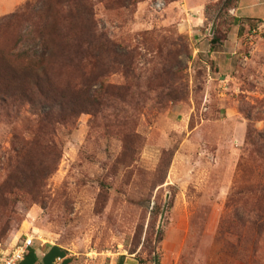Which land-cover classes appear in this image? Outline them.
Returning a JSON list of instances; mask_svg holds the SVG:
<instances>
[{
  "label": "rangeland",
  "instance_id": "obj_1",
  "mask_svg": "<svg viewBox=\"0 0 264 264\" xmlns=\"http://www.w3.org/2000/svg\"><path fill=\"white\" fill-rule=\"evenodd\" d=\"M27 1L0 0V83L42 30L57 94L100 103L71 114L30 86L0 100V249L34 236L74 264H264V195L242 189L243 164L264 169V0H39L11 17Z\"/></svg>",
  "mask_w": 264,
  "mask_h": 264
},
{
  "label": "trees",
  "instance_id": "obj_2",
  "mask_svg": "<svg viewBox=\"0 0 264 264\" xmlns=\"http://www.w3.org/2000/svg\"><path fill=\"white\" fill-rule=\"evenodd\" d=\"M39 0H29L25 3V5L17 12L12 13L11 17L19 16L23 14L25 10L31 9L32 7L35 8L37 6ZM239 0H226L227 7H231L232 5L238 3ZM27 26H32L30 21L27 22ZM28 28V27H27ZM37 41L39 44L37 47L41 50V53H38L34 56H29L28 64L25 67V73L14 76V73H17L16 68L8 65L5 67L8 73L14 74L10 79L5 80L6 82L0 83V100L3 101V104L9 107L10 101L13 100V96L17 93L21 97H27L26 95L29 92L24 91L26 86H30L38 91V94L42 96L44 101H50L53 103L58 104V106H63L64 101H66L69 107L65 111L70 112L71 114L87 112L89 113L93 106L99 105V98L98 96L94 95L90 97L88 94L86 96L73 97L71 99L67 98V95L64 93H60V96L57 94V89L54 81L52 80L48 69L44 66L39 68L38 60H40L45 54L46 49H44L45 45V35L42 30L38 31ZM69 42V48L71 50H75V52H79L82 46L83 35L79 33H75V31L71 32L66 36V39ZM43 47V49L41 48ZM38 50V49H37ZM36 51V50H35ZM83 52V51H82ZM80 52L79 55L82 53ZM38 66V67H37ZM15 77V78H14ZM6 83V84H5ZM52 93L53 95H48ZM31 99V98H30ZM65 104V103H64ZM66 106V107H67ZM65 112V113H67ZM53 115H58L55 113ZM259 149L257 150L258 153L261 155V159L264 161V145L259 144ZM242 171L244 172V167L248 174H244V181L242 185V189L245 193H254V191L262 193L264 195V178L258 179V176L263 174L264 177V169L261 173H258L257 170L254 171L255 168H251L248 165L242 166ZM245 171V172H246ZM257 177L256 179H253ZM262 198V197H261ZM260 198V199H261ZM253 224V227L256 228V234L261 236L264 233V211H260ZM29 251V250H28ZM28 253V252H27ZM26 253V254H27ZM26 256V255H25ZM125 256L122 255L117 264H125Z\"/></svg>",
  "mask_w": 264,
  "mask_h": 264
},
{
  "label": "crops",
  "instance_id": "obj_3",
  "mask_svg": "<svg viewBox=\"0 0 264 264\" xmlns=\"http://www.w3.org/2000/svg\"><path fill=\"white\" fill-rule=\"evenodd\" d=\"M73 255L69 249L58 244L41 248L32 246L19 264H74Z\"/></svg>",
  "mask_w": 264,
  "mask_h": 264
},
{
  "label": "built area",
  "instance_id": "obj_4",
  "mask_svg": "<svg viewBox=\"0 0 264 264\" xmlns=\"http://www.w3.org/2000/svg\"><path fill=\"white\" fill-rule=\"evenodd\" d=\"M34 236H28L21 244H17L15 248L9 252L0 249V264H19L25 257L28 250L34 245Z\"/></svg>",
  "mask_w": 264,
  "mask_h": 264
}]
</instances>
